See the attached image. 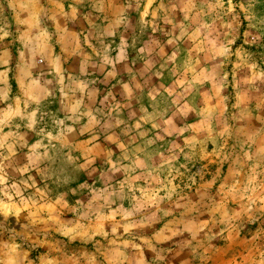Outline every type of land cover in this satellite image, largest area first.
<instances>
[{
	"label": "rangeland",
	"instance_id": "1",
	"mask_svg": "<svg viewBox=\"0 0 264 264\" xmlns=\"http://www.w3.org/2000/svg\"><path fill=\"white\" fill-rule=\"evenodd\" d=\"M37 1L36 82L0 33V264H264V0Z\"/></svg>",
	"mask_w": 264,
	"mask_h": 264
},
{
	"label": "crops",
	"instance_id": "2",
	"mask_svg": "<svg viewBox=\"0 0 264 264\" xmlns=\"http://www.w3.org/2000/svg\"><path fill=\"white\" fill-rule=\"evenodd\" d=\"M44 9L45 3L37 0H0V25H2L0 33L10 32L15 40L13 48L15 73L21 69L27 72V85L38 80L35 65L37 38H39L40 32H43L44 35L47 31L50 32V28L45 27L44 22L42 23ZM44 50L45 54L50 55L49 47H45ZM45 68H48L47 70L53 75L54 71L49 63L45 64ZM17 80L15 75V82ZM39 81L40 84L49 82L47 77L44 80L41 77Z\"/></svg>",
	"mask_w": 264,
	"mask_h": 264
}]
</instances>
